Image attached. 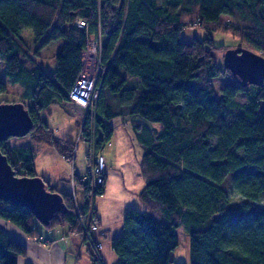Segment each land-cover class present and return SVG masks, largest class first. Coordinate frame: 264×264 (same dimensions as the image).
I'll use <instances>...</instances> for the list:
<instances>
[{
    "label": "trees",
    "instance_id": "obj_1",
    "mask_svg": "<svg viewBox=\"0 0 264 264\" xmlns=\"http://www.w3.org/2000/svg\"><path fill=\"white\" fill-rule=\"evenodd\" d=\"M78 19L87 29L76 26ZM194 26L206 36L183 41V30ZM24 30L44 44L66 40L52 74L35 62ZM216 35L234 43L219 44ZM100 36L105 72L96 115L86 117L82 140L97 152L112 139L113 120L134 116L148 124L137 127L145 182L138 198L146 210L125 212L122 234L111 240L118 264H176L181 227L190 236L191 264H264V84L242 86L217 59L235 47L264 56V0H0V62L10 82L24 89L23 98L33 102L29 135L64 156L75 142L54 135L42 113L56 102H72L82 52L89 38ZM226 77L231 82L218 97L213 81ZM6 92L0 80V93ZM240 94L244 103L237 100ZM0 151L16 175L44 179L30 145L9 139L0 142ZM44 181L49 192L63 197L64 213L42 225L28 208L0 199V221L30 237L40 227L58 226L82 235L77 210L85 215L94 201L79 206ZM106 181V172L99 186L76 174L74 185L95 200L105 194ZM27 251L0 224V264H18ZM88 255L91 264H105L90 247Z\"/></svg>",
    "mask_w": 264,
    "mask_h": 264
},
{
    "label": "crops",
    "instance_id": "obj_2",
    "mask_svg": "<svg viewBox=\"0 0 264 264\" xmlns=\"http://www.w3.org/2000/svg\"><path fill=\"white\" fill-rule=\"evenodd\" d=\"M55 105L52 104L49 112L44 113L46 123L54 135L65 138V116L76 112L72 107L67 106L60 111L53 107ZM145 125H148L147 122L134 116L117 118L111 122L112 147L104 149L107 164L106 191L94 200L101 228L97 238L103 243L100 255L105 264H118V257L111 246V240L122 234L125 212L130 209L140 212L146 210L145 205L138 198V193L145 182L140 171L143 149L137 140L139 131L137 127ZM21 145H30L36 155L41 153L43 160L48 161L47 165H52L55 179L51 176L46 179L44 174L41 175L47 181L49 179L51 184L56 185L58 191L75 195L77 204L84 206V191L73 185L69 164L51 143L32 140ZM91 146L90 143H86L81 152L80 146L78 148L75 163L77 175H82L86 170L85 156ZM0 224L9 235L28 248L27 254L18 259V264H91L88 255L89 245L80 234L70 232L68 227L40 228L37 237H30L8 221H0Z\"/></svg>",
    "mask_w": 264,
    "mask_h": 264
},
{
    "label": "rangeland",
    "instance_id": "obj_3",
    "mask_svg": "<svg viewBox=\"0 0 264 264\" xmlns=\"http://www.w3.org/2000/svg\"><path fill=\"white\" fill-rule=\"evenodd\" d=\"M194 25H196V24L194 23ZM21 36L25 39L26 43L30 47L31 52L34 55L35 62L37 64L41 65L43 67V69L48 74H52L56 69L57 53L63 48V46L66 43V40L65 39H58V40L51 41L49 43L44 44L43 43L44 39H37L35 37V35L32 33V31H30V30H24L21 33ZM205 36H206V33L199 26H194V27H191L189 29L183 30L181 38L185 42H190L194 38H204ZM215 38H216V42L219 44L220 43L221 44L222 43H225V44H233L234 43V41L232 39L226 38V37H223L220 35H216ZM235 48H237V47H235ZM225 52H220L217 54V59L222 64H223V56H224ZM100 53L98 52V50L96 49L95 46H89L87 51H86V54H85V60L87 63V65L85 66V75L90 76L93 79L96 78V70L100 67V60L102 59V61H103V59H104ZM103 63H104V61H103ZM4 67H5V63L0 62V80L7 83V92L6 93H0V103L23 102L25 104V106L29 109L32 106L33 102L23 98L24 89L19 84H12L10 82V80L7 78V76L4 73ZM104 67H105V63H104ZM230 82H231V79L229 77L214 79L213 83L216 87L218 97H220V95H221V89L224 88ZM99 90H100V87L98 89V87L96 86V91H99ZM99 95H100V91H99ZM237 100L240 103H244L246 100L245 95L240 94L238 96ZM72 103H74V102L72 101ZM72 103H70V102H56L53 105L56 104L55 106H57V107H55V106H53V107L56 109H60V111L62 109H66V106L69 108L72 107L73 110L76 112V113H69L68 115L65 116L66 126H65V130H64L65 139H67L69 141H71V140L74 141L75 142V149L73 150L71 155L64 156L61 154L66 159L67 163L69 164V167L71 170V180H72V183L74 185V180H75V176H76V172H75L76 164L75 163H76L78 148L80 146V152H81L83 146L86 145V143H88V142H85L82 140L81 133H82V129H83V124L86 120V116H87L89 110L86 109V106L78 105L75 103L73 105ZM261 108L264 109V102L262 103ZM48 112L49 111L44 112V113H48ZM44 113H42V114L44 115ZM91 119L93 120V117ZM235 119H236V115L234 114L233 116H231L229 118L228 122L232 123ZM161 128H162V126H161ZM62 138H63V136H62ZM32 140L33 139L31 138V135H29V134L25 137L11 138L10 139L12 144H24V143H28L29 141H32ZM109 147H112V139L110 140V144H108L106 146V149H108ZM91 153H93L92 152V146L85 156V159L87 162L86 170H87L88 165L90 163V160L88 157ZM34 162H35V169H36L38 174H40V175L44 174L46 179L48 178V176H51L53 179H55L53 177L52 165L51 164L47 165L48 161L43 160L41 153H38V155L35 156ZM86 170H85V172H86ZM83 174L81 176H83ZM41 176H43V175H41ZM48 182L51 183L49 181V179H48ZM77 189L80 190V188H78V187H77ZM72 196L76 200V198H75L76 196L75 195H72ZM232 198H233V200H237L238 197L236 196V194H234V195H232ZM84 200H90V202L94 201L93 197H88V199L85 198ZM92 206H94V203L92 204ZM92 206L90 205V209L92 208ZM154 216L158 221H160V222L164 221V217L159 212H155ZM38 226H40V225L38 224ZM40 228H42V227H40ZM177 235H178L179 245L174 252V260L177 262V264H191L190 263V255H189L190 236L188 235V232L184 227H181L178 229ZM83 239H84V237H83Z\"/></svg>",
    "mask_w": 264,
    "mask_h": 264
},
{
    "label": "water",
    "instance_id": "obj_4",
    "mask_svg": "<svg viewBox=\"0 0 264 264\" xmlns=\"http://www.w3.org/2000/svg\"><path fill=\"white\" fill-rule=\"evenodd\" d=\"M223 66L244 87L264 84V56L247 48L228 49L223 56ZM33 128L30 110L23 102L0 103V142L25 137ZM0 199L12 206L28 208L42 225H47L55 215L67 210L61 194L49 192L42 177L16 175L1 151Z\"/></svg>",
    "mask_w": 264,
    "mask_h": 264
},
{
    "label": "built area",
    "instance_id": "obj_5",
    "mask_svg": "<svg viewBox=\"0 0 264 264\" xmlns=\"http://www.w3.org/2000/svg\"><path fill=\"white\" fill-rule=\"evenodd\" d=\"M76 26L80 29H87V23L82 19H78L76 22ZM103 37L100 36V39L96 40L95 37L89 38L87 41L86 48L82 52V72L75 84L70 90V98L71 100L78 105L86 106V109L89 110L87 116H91V118L96 114V107L99 101V91H96V86L99 89V82L102 79L105 67L102 59L100 60V67L96 70V78L93 79L90 76L85 75V66L87 65L85 60V54L89 46H95L98 52L103 57ZM86 116V117H87ZM110 144V142H105L103 146L97 152H93L89 155L90 163L86 172L81 176V180L90 183L92 186H99L103 184L105 180V172H106V158L104 154V149L106 146ZM88 203V202H86ZM78 215L80 217V225L82 227V236L84 237L85 242L93 249L94 253L100 252L103 248V243L97 238L98 233L100 232V223L99 218L97 216L92 206V208L82 215L85 212L84 209L77 210Z\"/></svg>",
    "mask_w": 264,
    "mask_h": 264
},
{
    "label": "bare ground",
    "instance_id": "obj_6",
    "mask_svg": "<svg viewBox=\"0 0 264 264\" xmlns=\"http://www.w3.org/2000/svg\"><path fill=\"white\" fill-rule=\"evenodd\" d=\"M90 247V246H89ZM91 248V247H90ZM93 250V249H92ZM101 253V252H100ZM96 256H98V253L95 254Z\"/></svg>",
    "mask_w": 264,
    "mask_h": 264
}]
</instances>
